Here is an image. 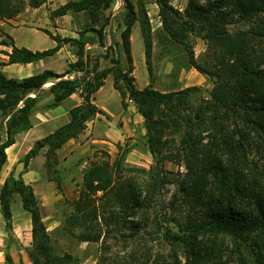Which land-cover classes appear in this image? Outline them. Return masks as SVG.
I'll use <instances>...</instances> for the list:
<instances>
[{
  "label": "trees",
  "instance_id": "1",
  "mask_svg": "<svg viewBox=\"0 0 264 264\" xmlns=\"http://www.w3.org/2000/svg\"><path fill=\"white\" fill-rule=\"evenodd\" d=\"M127 12L121 32L126 54L125 64L120 57H112V66L99 68L92 65V78H65L64 73L52 69L17 79L0 71V115L4 119L5 139L0 145V170L7 161L6 148L15 142L17 133L32 126L30 115L38 101L37 92L48 81L56 80L50 90L54 93L53 105L58 104L82 88L84 102L70 110V121L53 133L35 142L25 155L24 164L47 148V166L56 163V151L69 139L77 137L87 122L99 111L92 102L94 93L112 74L114 86L123 100L131 99L144 118L146 143L155 161L149 170L136 167L123 169L125 159L111 162L96 160L85 169L73 211L67 219L70 228L81 229L82 241L104 242L113 226L140 229L133 217L146 216L156 204L167 183H175L187 211L185 220H177L179 230L164 227L163 235L171 246L173 264H204V255L195 248L201 233H224L238 242L251 240L252 246L239 255V264H264V176L250 177L236 166L237 156L251 143L261 152L264 165V0H189L184 10L176 8L172 0H156L163 29L168 36L184 44L189 60L200 73L215 79L210 90V101L191 105V92L198 86L180 90L162 91L148 85L138 88L135 83L131 36L133 26L139 23L145 44V60L149 74L153 72V27L144 0L134 3L124 0ZM114 0H72L52 12L63 15L69 11H84L89 21L80 32L94 31L103 43L108 19L105 11ZM25 7V0H0V17L13 16ZM232 26H237L233 28ZM58 45L33 51L13 45L8 63L34 62L55 54L61 43L78 46V60L70 70L88 73L92 57L85 50V41L61 37L45 30ZM200 36L208 42V59L199 61L190 44V36ZM183 129L179 153L186 171L168 170L164 160L169 155V129ZM203 132L211 144L203 143ZM117 147L121 149L118 143ZM127 152L124 151V154ZM227 155V159L223 158ZM177 164H181L178 161ZM116 167V168H114ZM57 171V169H54ZM146 171L140 176L137 172ZM139 171V172H140ZM245 175V176H244ZM214 179V182L211 178ZM218 182L217 190L212 185ZM19 193L23 207L31 215L33 248L28 250L33 264H66L65 257L52 255L49 233L43 221L39 200L32 185L22 176H9L0 190V208L8 231L13 229L11 204L14 193ZM144 215V216H145ZM105 247V244H103ZM189 246L191 249H189ZM67 257L72 258L71 255ZM104 262L107 257L104 255ZM12 264L10 253L6 254ZM23 264V263H21Z\"/></svg>",
  "mask_w": 264,
  "mask_h": 264
},
{
  "label": "rangeland",
  "instance_id": "2",
  "mask_svg": "<svg viewBox=\"0 0 264 264\" xmlns=\"http://www.w3.org/2000/svg\"><path fill=\"white\" fill-rule=\"evenodd\" d=\"M131 1L137 3L138 0ZM144 2L153 27V72L151 75L148 72L145 62V44L139 23H136L133 37L138 86H144L146 78L149 81L148 85L162 91L198 86V90L191 92V105L194 107L199 103L210 101L209 92L214 87L215 79L200 73L193 67L189 60L188 48L168 36L163 29L156 0H144ZM188 2L189 0H172V4L180 10H184ZM114 3L117 6L114 5L105 11V18L108 19V25L105 28L107 41L115 38L118 34L127 12L124 0H114ZM26 4L27 1L25 0V6ZM114 9L119 12L115 13ZM21 11L10 17H0V21L16 19ZM84 25V23L81 24L82 27ZM232 27L236 28L237 26ZM35 41L40 47L48 44V41L43 37H37ZM189 41L195 57L199 61L203 62L208 59L207 40L200 36L191 35ZM111 53L113 54L109 57L116 58L114 50ZM101 69L98 68L96 72ZM91 70L92 66L88 68V73L85 72L82 75L92 78L95 74ZM110 89V85L107 83L99 98L106 100L110 106H114L118 103L119 95ZM128 103L130 102L128 101ZM3 125L4 119L0 115V145L5 139ZM143 127L145 128L144 118ZM143 127L141 126L139 129L141 132L138 136L126 137L120 141L121 149L117 147L118 143L114 145L103 141L88 143L86 151L81 153L80 158L72 165L73 167H69L77 170L74 173L69 172L68 167L62 164V155L60 154H56V163H54V168L50 170L47 166L46 157L32 158L26 168L24 164L26 154L14 155L11 150L9 151L8 165H11V168L19 167L22 171L32 169V173L38 171L36 176H27L25 181L35 180L32 187L39 200L43 221L49 233L51 253L56 257H65L64 262L66 264H173L171 246L163 235L164 227L179 230L177 220H173V217L180 221L185 220L187 211L175 183L165 185L162 194L147 216L140 212L133 217L136 222H140L139 231L129 226H113L112 232L105 236L104 242L82 241L78 236L81 229L70 228L67 224V219L73 211V201L77 198L82 185L84 171L93 161L109 159L113 162L125 155V159L120 162L119 170L120 166L123 169L132 166L146 171L155 163L152 154L149 152L145 136L146 129L142 130ZM183 132V129L170 128L167 133L170 148L169 155L164 160V167L168 170L186 171V164L179 153L182 148L180 142ZM87 133L89 136L91 135L88 131ZM203 137V143L209 142L211 144L212 139L210 140L206 132H203ZM126 150L127 152L124 154ZM223 158L227 159V155H223ZM236 158V166L243 174L255 178L259 177L262 180L264 165L261 160V152L257 151L253 143L247 146L246 150L242 149V153ZM178 161H181L180 165L177 164ZM55 168L57 171L54 170ZM125 171L126 173L130 172ZM139 171L132 172H137L143 177L146 175V171ZM10 174L9 176L12 175ZM214 179L216 178H211L213 182ZM0 183H2L1 180ZM218 185L221 184L215 182L212 188L219 190L221 187ZM19 203L22 205L21 198H19ZM8 232L10 235L14 233L13 229ZM20 233L23 241L27 243L28 252L29 249L33 248L32 220L21 227ZM251 246L252 241L249 239L238 242L236 238L224 233L217 235L201 233L197 237L195 248L203 253L204 264H239V255H243L247 251L246 248ZM189 249H191L190 246ZM67 255H71L72 258L67 257ZM104 255L107 257L106 263L104 262Z\"/></svg>",
  "mask_w": 264,
  "mask_h": 264
},
{
  "label": "crops",
  "instance_id": "3",
  "mask_svg": "<svg viewBox=\"0 0 264 264\" xmlns=\"http://www.w3.org/2000/svg\"><path fill=\"white\" fill-rule=\"evenodd\" d=\"M26 1L27 4L24 10L16 16V19L5 20L0 25V71H3L8 77L22 79L40 73L45 69H52L59 74L64 73L65 78H82L83 71L78 69L70 70V65L78 60V46L71 42L61 43L59 50L55 54L46 56L38 61L8 63V53L12 51L13 45L20 48L26 47L33 51H42L57 46L58 42L45 30L52 34L60 35L62 38L72 37L84 40L85 50L89 52L92 57L91 66L94 64V61L98 62L99 68L112 66V57H109L113 54L111 53L112 50H114L116 58L120 57L122 64H125L126 54L121 37V32L125 27L124 22H122L120 30L115 38L107 41L105 37L102 43L94 31H87L81 36L80 32L89 21V17L84 11H69L63 15H52L55 9L72 0ZM114 5L117 6V4L113 2L110 8ZM114 10L115 13L119 12H117V9ZM83 23L85 25L82 27L81 24ZM134 26L131 36V45L135 67L132 74L136 77V86L138 88H144V86L149 83L148 78L144 80V86L139 87L137 84V66L135 64V44L133 37ZM37 37L45 38L48 44L44 47H40L35 41ZM55 81L56 80L48 81L37 92L31 93L32 96L38 97V101L30 115L32 126L27 130L17 133L15 142L6 148L8 160L0 170V180L2 182L0 183V188L3 186L10 173L15 178H17V176H22L24 180H26L25 178L27 176L34 177L38 174V171L32 173V169L22 171L19 167L11 168V165H8L9 151L11 150L14 155L27 154L37 140L46 137L56 129L67 124L71 119L70 110L84 102L82 88H80L58 104L53 105L54 93L50 90V86ZM107 83L110 85V90L119 95L118 103L114 106H110L106 100L99 98V95L102 93ZM128 101L130 103H128ZM92 102L99 107L100 111L87 122V127L82 133L77 137L69 139L56 151L57 154L62 155V164L67 166V170L71 173L77 172V170L73 168L70 169L69 167H73L72 165L80 158L81 153L86 151L88 143L103 141L110 145H114L124 140L126 137L138 136L141 132H139V129L141 126L143 127V116L129 97L123 100L120 91L114 86L112 74H109L104 79L103 85L94 93ZM144 129L143 127L142 130ZM87 131L91 134L90 136ZM46 151V147L42 148L35 157H46ZM34 181L35 180L32 179V181L25 182L34 186ZM19 198H21L19 193L16 192L13 194L11 204L13 234L10 235L6 230V222L0 211V264H8L6 260L7 253H10L12 257V264H33L27 252V243L23 241L20 233L21 227L31 222V215L23 207L22 198V205L19 203Z\"/></svg>",
  "mask_w": 264,
  "mask_h": 264
},
{
  "label": "built area",
  "instance_id": "4",
  "mask_svg": "<svg viewBox=\"0 0 264 264\" xmlns=\"http://www.w3.org/2000/svg\"><path fill=\"white\" fill-rule=\"evenodd\" d=\"M3 21H4V20H1V21H0V25L3 23Z\"/></svg>",
  "mask_w": 264,
  "mask_h": 264
}]
</instances>
